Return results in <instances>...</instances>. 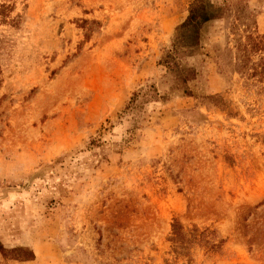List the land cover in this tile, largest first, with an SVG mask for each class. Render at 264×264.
Returning a JSON list of instances; mask_svg holds the SVG:
<instances>
[{
    "label": "rangeland",
    "instance_id": "374dc122",
    "mask_svg": "<svg viewBox=\"0 0 264 264\" xmlns=\"http://www.w3.org/2000/svg\"><path fill=\"white\" fill-rule=\"evenodd\" d=\"M194 1L0 0V264H264V0L167 67Z\"/></svg>",
    "mask_w": 264,
    "mask_h": 264
},
{
    "label": "trees",
    "instance_id": "16d2710c",
    "mask_svg": "<svg viewBox=\"0 0 264 264\" xmlns=\"http://www.w3.org/2000/svg\"><path fill=\"white\" fill-rule=\"evenodd\" d=\"M12 10L11 5H6L4 3L0 4V23H15V20L8 18L9 11ZM223 10L222 6H214L211 5L207 0H195L192 2L188 9V14L185 19L179 23L175 27L173 42H172V50L166 51L161 58V62L167 67H177V63L174 60L173 52H175L179 48H193L197 46L202 26L218 17H220V13ZM264 36L262 39L256 43V46L260 49H264ZM192 69L189 67H180V72L176 76L178 84L181 86L185 84L187 79L192 74ZM0 83H1V66H0ZM183 92L187 93L188 90L183 87ZM212 97V96H211ZM216 98V96L214 97ZM214 236V230L204 228L199 230L196 226H192L190 229H185L183 225L174 220L171 223V235L169 236V240L171 241V248L175 255H187L188 250L191 244L199 243L203 245L206 249L216 250L218 247L219 241L216 243L212 241ZM0 252L2 255H9L13 252H21L20 257L22 259H32L33 252L31 249L25 247L11 248L6 249L0 243Z\"/></svg>",
    "mask_w": 264,
    "mask_h": 264
}]
</instances>
